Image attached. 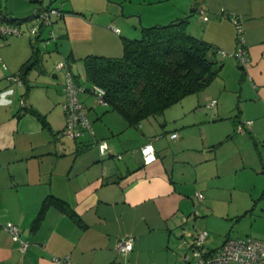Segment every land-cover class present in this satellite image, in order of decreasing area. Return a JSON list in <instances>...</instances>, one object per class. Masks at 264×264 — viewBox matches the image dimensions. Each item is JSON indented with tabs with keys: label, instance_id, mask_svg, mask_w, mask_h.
<instances>
[{
	"label": "crops",
	"instance_id": "crops-1",
	"mask_svg": "<svg viewBox=\"0 0 264 264\" xmlns=\"http://www.w3.org/2000/svg\"><path fill=\"white\" fill-rule=\"evenodd\" d=\"M53 1L0 0V23L25 20L20 35L0 38V264H193L185 257L196 232H206L210 250L227 238L264 239V0H121L123 18L108 7L87 15ZM49 5L64 15L31 34L30 17ZM131 16L134 22L126 20ZM185 16L188 33L218 49L234 51L242 38L244 68L224 59L217 77L196 94L204 100L196 111L198 102H184L188 95L166 109L172 115L130 125L98 104L83 58L120 56L123 40L140 34L139 24ZM62 60L91 126L80 138L60 134L65 70L55 66ZM188 111L196 114L192 123ZM195 122L197 130L188 132ZM162 136L174 148H163ZM97 140L107 143V154ZM147 142L155 154L148 164L140 153ZM170 155L175 163L169 165ZM48 196L73 214L49 203L36 221ZM8 224L18 227L25 250ZM127 236L133 248L122 254L118 243Z\"/></svg>",
	"mask_w": 264,
	"mask_h": 264
},
{
	"label": "trees",
	"instance_id": "trees-1",
	"mask_svg": "<svg viewBox=\"0 0 264 264\" xmlns=\"http://www.w3.org/2000/svg\"><path fill=\"white\" fill-rule=\"evenodd\" d=\"M188 18L141 27L138 36L123 40L120 56L91 54L83 58L86 80L104 88L107 107L120 113L128 124L137 125L147 117L160 115L186 96L205 90L228 58L221 56V49L189 34ZM35 113L44 122L42 115ZM237 129L242 130L243 124ZM49 203L73 214L62 200L48 196L36 221Z\"/></svg>",
	"mask_w": 264,
	"mask_h": 264
},
{
	"label": "built area",
	"instance_id": "built-area-1",
	"mask_svg": "<svg viewBox=\"0 0 264 264\" xmlns=\"http://www.w3.org/2000/svg\"><path fill=\"white\" fill-rule=\"evenodd\" d=\"M197 12L204 20L208 19V13L204 6L197 7ZM64 15V12L54 6H47L44 9L37 10V12L30 17L31 25L29 32L33 35L39 33L42 27L52 26L55 19ZM0 18L5 16L0 12ZM232 22L236 26L238 34L242 32L240 22L232 17ZM23 21V20H22ZM25 21V20H24ZM27 22V21H26ZM17 22H1L0 23V38L20 35L22 30ZM115 32L118 28L112 26ZM52 34V33H51ZM243 39L240 38L238 46L234 51L219 50L221 56L236 59L240 64L246 65L248 58L246 50L243 47ZM58 70H65L63 92L64 101L62 107L65 114V125L60 131V134L69 136L71 138H80L86 131L91 132L90 122L86 116L85 108L78 97L79 87L76 84L71 71L68 69L66 61L62 60L55 66ZM11 80H17L16 76H10ZM92 92L96 96L98 104L107 106L105 101V90L99 85H92ZM215 100H212L207 105H213ZM247 121L246 123H249ZM241 129V128H240ZM171 138L177 137L176 132L170 134ZM97 146L102 155L107 154V143L103 140H97ZM144 163L148 164L155 159L154 148L151 142L145 143L140 147ZM121 158V154L117 155ZM198 199L203 197L201 192H197ZM6 229L12 235V238L20 243V249L23 251L27 247V243L20 238V232L16 225L8 224ZM206 232H196L190 239V252L185 259L193 264H264V239L247 236L244 238H227L220 247L215 249H207L205 247ZM133 248V237L127 236L121 239L118 243V251L125 254ZM67 257L55 258L57 262L67 260Z\"/></svg>",
	"mask_w": 264,
	"mask_h": 264
},
{
	"label": "rangeland",
	"instance_id": "rangeland-1",
	"mask_svg": "<svg viewBox=\"0 0 264 264\" xmlns=\"http://www.w3.org/2000/svg\"><path fill=\"white\" fill-rule=\"evenodd\" d=\"M52 3H53L54 6H57V7H60V8H65V9H71L72 8V9H74L76 11L84 12L87 15L89 14L90 9H93V10L95 9L97 11L99 9H104V8L108 7L111 11H114L115 14L116 13H120L121 17L119 16V18H123V14L121 13V7H122L121 0H54ZM128 19L131 20V22L132 21L134 22L136 20V18L133 17V16L126 18V20H128ZM138 24H139V21H138ZM139 25H140V27H145L144 25H141V24H139ZM227 59H231V58H227ZM48 75L51 78V74H48ZM53 81H54V79H53ZM83 85L87 86L88 84L86 83V81H84ZM202 92H204V90L199 92V93H197V94H202ZM184 102H198L199 106L194 107V111H196L198 107L204 108V105L202 103V102H204L202 95H200L198 97H197L196 94L190 95L186 99H184ZM194 111H188L186 113V119L189 120L190 123H192L191 121H193L194 116H196ZM203 111H209V110H203ZM164 114H166L167 116L172 115V113H169V111H167V110H165L164 113L163 114L161 113L160 115L163 116ZM195 123L196 124L188 125V129H187L188 132L193 133L194 131L197 130L198 122H195ZM167 129H169V128H167ZM180 129L181 128H179V130ZM164 136H162L160 138L162 140V142H163V148H168V149L174 148V145L169 143L168 139L166 137H164ZM176 146H179V145L177 144ZM182 154H183V152H182ZM177 156H181V155L177 154ZM171 158L172 157L170 155V158L168 160H166V162L169 165L172 164V163H175V162L171 163V160H172ZM175 159H178V158H175ZM175 168H176V172H180V170L182 168V164L181 163H176ZM185 177L188 178L189 175L185 174Z\"/></svg>",
	"mask_w": 264,
	"mask_h": 264
},
{
	"label": "water",
	"instance_id": "water-1",
	"mask_svg": "<svg viewBox=\"0 0 264 264\" xmlns=\"http://www.w3.org/2000/svg\"><path fill=\"white\" fill-rule=\"evenodd\" d=\"M18 17H16V16H11L9 19L10 20H14V19H17Z\"/></svg>",
	"mask_w": 264,
	"mask_h": 264
}]
</instances>
